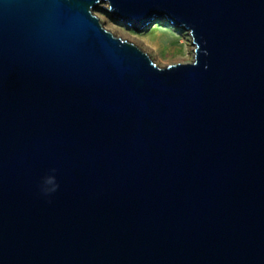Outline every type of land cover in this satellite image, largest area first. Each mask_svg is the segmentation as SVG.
Wrapping results in <instances>:
<instances>
[{
  "label": "water",
  "instance_id": "1",
  "mask_svg": "<svg viewBox=\"0 0 264 264\" xmlns=\"http://www.w3.org/2000/svg\"><path fill=\"white\" fill-rule=\"evenodd\" d=\"M0 264H264V0H0Z\"/></svg>",
  "mask_w": 264,
  "mask_h": 264
},
{
  "label": "rangeland",
  "instance_id": "2",
  "mask_svg": "<svg viewBox=\"0 0 264 264\" xmlns=\"http://www.w3.org/2000/svg\"><path fill=\"white\" fill-rule=\"evenodd\" d=\"M103 7L104 5H99L98 8L93 10V13L102 22L103 27L112 32L114 35L121 33L125 40L134 43L140 49L145 51L156 65L165 67L172 63H187L192 61L193 44L189 41L188 32L186 30L174 27L164 19H159L153 22L150 27H147V29L145 28L141 31H137L135 28L112 18L110 13L104 11ZM155 33L157 34V38H161L164 43H173L174 45H177V39L180 38L179 40H185V44H183V46L177 45L184 50V53L180 52L182 50L159 53L158 51L156 52L154 49H152L150 45L147 43L145 44V42L142 41V35L150 34L154 36Z\"/></svg>",
  "mask_w": 264,
  "mask_h": 264
},
{
  "label": "bare ground",
  "instance_id": "3",
  "mask_svg": "<svg viewBox=\"0 0 264 264\" xmlns=\"http://www.w3.org/2000/svg\"><path fill=\"white\" fill-rule=\"evenodd\" d=\"M120 35H121V33L120 34L119 33L115 34V36H118V37H120V38L125 40V38L122 35L121 36ZM188 36H189V41L191 42L190 34H188ZM179 39H177V41H178L177 45H180V46L182 45L183 46V44H185V40H179ZM142 41H144L145 44L147 43L148 45H150L152 47V49H154L156 52L158 51L159 53H165V52H169V51H178V50H182L180 52L184 53V50L181 47H178L177 45H174L173 43H172L173 45L171 43H164V41L161 38H157V34L156 33L154 34V36H152L150 34L142 35ZM193 48H194V46H192V56H193Z\"/></svg>",
  "mask_w": 264,
  "mask_h": 264
},
{
  "label": "clouds",
  "instance_id": "4",
  "mask_svg": "<svg viewBox=\"0 0 264 264\" xmlns=\"http://www.w3.org/2000/svg\"><path fill=\"white\" fill-rule=\"evenodd\" d=\"M48 182H49V183H52V182H53V181H52V178H49Z\"/></svg>",
  "mask_w": 264,
  "mask_h": 264
}]
</instances>
